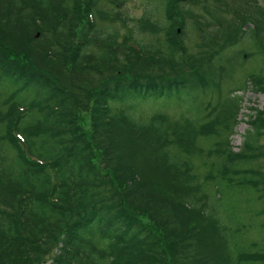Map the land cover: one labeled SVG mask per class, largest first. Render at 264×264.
<instances>
[{
	"label": "trees",
	"instance_id": "16d2710c",
	"mask_svg": "<svg viewBox=\"0 0 264 264\" xmlns=\"http://www.w3.org/2000/svg\"><path fill=\"white\" fill-rule=\"evenodd\" d=\"M103 1L0 0V264H264L239 240V205L263 178L244 167L258 157L259 112L239 151L202 109L133 117L140 94L205 90L218 52L187 54L178 15L189 0H165L156 46L105 33ZM245 13V35L264 47L263 11L236 13L224 34ZM203 35L201 47L216 42ZM194 61L196 76L182 75ZM249 79L264 89L263 75Z\"/></svg>",
	"mask_w": 264,
	"mask_h": 264
},
{
	"label": "rangeland",
	"instance_id": "374dc122",
	"mask_svg": "<svg viewBox=\"0 0 264 264\" xmlns=\"http://www.w3.org/2000/svg\"><path fill=\"white\" fill-rule=\"evenodd\" d=\"M164 2L165 0L103 1L101 7L109 15L102 18L96 16V19L103 26L105 33L117 30L118 39L121 41L126 37H132L140 39L143 44L149 43L156 46L164 40L166 33ZM179 8L181 15H178V18L184 22L180 36L186 44L187 54L198 53L202 57L216 50L218 52L212 64L215 68L209 76L208 83L204 85L207 87L204 90L201 85L192 87L190 83L192 89H182L175 91L174 94H167V92L160 94L151 92L147 96L140 94L136 99L131 98L133 108L131 114L142 120L152 112L163 111L172 118L181 119L182 117L193 118L192 115L198 114V111L202 109L201 114L205 112L210 114L208 121L218 119L216 128L219 135L216 138L220 141L229 138V144L233 150L239 151L242 149L246 129L252 125L250 121L254 118L252 115L259 112L260 133L256 144L258 157L244 167L257 168L263 178L259 180L258 189L253 195L248 191L247 197H250L251 201L239 205L244 207L239 213L240 223L243 224L239 240L246 251L262 253L264 252V196L258 195L264 192V187H261L264 186V89H255L254 82L249 79V76L257 73L264 76V53L260 52L262 48L264 50V47L261 48L255 39L245 35L247 27L253 25L249 13L242 16V21L235 25L231 33L227 32L230 34L224 33L226 25L228 27V23L234 19L235 14L243 9L264 12V0H189ZM137 24L141 25L137 27ZM203 34L217 36L216 42L201 47L199 44ZM261 35L264 42V31ZM219 48L222 49L218 51ZM196 63L197 61H194V64L191 63L186 66L187 68L183 67L181 74L185 77L196 76ZM130 75V72H126V77ZM5 93L6 89L0 87V102L6 96ZM241 94L242 100L237 112ZM82 115L84 118L81 121V128L85 131L90 130L87 113L83 112ZM220 119H224V123L218 125ZM210 142L204 143L203 147L209 148ZM206 160L207 163L210 162V158ZM194 162L197 172H202L204 168L199 166L200 160L194 158ZM206 187L210 192V185L206 184ZM239 194L244 196L243 191ZM225 197H227L226 194ZM225 209L227 212V207ZM236 210L232 208V213ZM255 264H263V262L259 261Z\"/></svg>",
	"mask_w": 264,
	"mask_h": 264
},
{
	"label": "water",
	"instance_id": "95a60500",
	"mask_svg": "<svg viewBox=\"0 0 264 264\" xmlns=\"http://www.w3.org/2000/svg\"><path fill=\"white\" fill-rule=\"evenodd\" d=\"M179 1H185V0H179Z\"/></svg>",
	"mask_w": 264,
	"mask_h": 264
}]
</instances>
